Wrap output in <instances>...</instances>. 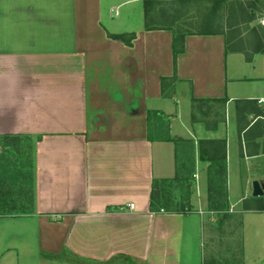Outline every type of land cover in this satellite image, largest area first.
Segmentation results:
<instances>
[{
  "label": "crops",
  "instance_id": "obj_1",
  "mask_svg": "<svg viewBox=\"0 0 264 264\" xmlns=\"http://www.w3.org/2000/svg\"><path fill=\"white\" fill-rule=\"evenodd\" d=\"M134 1L0 0V264H203L207 199L189 214L151 212L149 202L155 180L191 176L205 187L207 164L196 149L191 167L172 142L147 140V110L171 116L174 138H225L228 202L231 173L263 172V138L249 155L253 141L241 137L240 149L227 128L235 100L264 107V89L234 86L264 83V58L257 76L228 74L222 35H187L162 95L172 34L133 25ZM129 32V46L109 37ZM254 59L243 63L254 69ZM184 86L189 99L225 96L224 122L184 123Z\"/></svg>",
  "mask_w": 264,
  "mask_h": 264
},
{
  "label": "trees",
  "instance_id": "obj_2",
  "mask_svg": "<svg viewBox=\"0 0 264 264\" xmlns=\"http://www.w3.org/2000/svg\"><path fill=\"white\" fill-rule=\"evenodd\" d=\"M156 3L157 0H142L143 27L145 30L167 29L172 34L173 73L170 77L161 78L162 95L171 96L167 88H170V84L175 80L176 56L183 51L184 38L187 35H222L225 53H241L247 62L251 61L255 54H264V24L257 23L251 26L257 17L256 11L264 12V0H178L177 7L169 16L157 15L154 11ZM181 10L183 12H180ZM242 29L248 31L242 34ZM109 37L129 46L135 38V33L109 34ZM227 100L225 96L222 98L191 97L190 121L202 123L205 130H214L219 123L224 122ZM234 111L239 148L241 149V137L245 142L252 140L251 144H245V146L253 147L249 155L257 154L259 145L254 142V138L258 136L263 138L259 151L264 153V128L260 127L264 123L262 118L264 108L259 107L254 99H240L234 101ZM249 116L252 118L249 119ZM170 118V115L158 110H147V140L172 142L175 155L186 159V164L191 167L196 149L198 159L207 164L209 209L210 211L226 210L225 138H202L197 140L196 145L191 139L174 138L169 134ZM191 180L190 176H174L153 181L149 211L189 214L192 211L189 192ZM156 183L165 188L172 186L177 191L176 198L171 197L167 200L162 197L156 198L154 194ZM180 190L183 194H179ZM242 209L264 212V195L244 198ZM203 264H215V262L204 260Z\"/></svg>",
  "mask_w": 264,
  "mask_h": 264
},
{
  "label": "rangeland",
  "instance_id": "obj_3",
  "mask_svg": "<svg viewBox=\"0 0 264 264\" xmlns=\"http://www.w3.org/2000/svg\"><path fill=\"white\" fill-rule=\"evenodd\" d=\"M177 1L178 0H157L154 11L157 15L169 16L174 11V8L177 7ZM142 6L141 0L131 3V9L129 10L131 12V23L133 25H136V23L141 25L144 22ZM180 12H183V10ZM117 14L118 10L115 16ZM256 16L251 26L257 23L264 24L262 16L258 14ZM247 31L246 29H242V34H245ZM253 56L255 58L253 63L255 65L254 69L250 68L251 65L243 63L244 57L241 53L230 52L226 58L227 73L231 74L234 70L239 69L240 73L244 71L249 73V75L257 76L264 54H256ZM234 84H236L234 86L240 88L239 90L243 95H245L244 93H252V95L259 96L261 89H264V83H260L259 81ZM176 96L180 109L184 111V123L189 125L191 101L189 99L188 87L184 86L179 88ZM233 104L232 102L229 106L231 121L228 122L227 128V136L232 140L236 133ZM253 180H257L260 183V187L264 192V170L258 174L251 173V176H247L246 178H240L238 174L231 173L228 179V198L229 202L233 205L230 206L227 193L225 199L227 204L226 210L210 211L207 201L208 206L206 207L207 212H205L206 216L203 225L205 227V235H203L202 232V224L201 231L198 234L200 241L205 240V260L214 261L215 264H223L224 262L227 264H264V212L242 211V202L240 204L238 201V198L244 191L247 198L251 197V184ZM157 184L158 183H156L154 189L156 198L162 197L166 200L171 197L176 198L177 191L172 186H167V188H165ZM196 186L198 187V197L196 195ZM182 192L183 191L180 190L179 194H183ZM189 192L190 203H192L195 208H205L204 201H206V199L208 200L209 192L207 178L204 187L203 183L200 181L196 184L195 177H192L189 183ZM194 218L196 221L195 215Z\"/></svg>",
  "mask_w": 264,
  "mask_h": 264
},
{
  "label": "water",
  "instance_id": "obj_4",
  "mask_svg": "<svg viewBox=\"0 0 264 264\" xmlns=\"http://www.w3.org/2000/svg\"><path fill=\"white\" fill-rule=\"evenodd\" d=\"M252 191H251V196L252 197H258V196H262L264 194L262 188L260 187V184L257 180H253L252 184Z\"/></svg>",
  "mask_w": 264,
  "mask_h": 264
},
{
  "label": "built area",
  "instance_id": "obj_5",
  "mask_svg": "<svg viewBox=\"0 0 264 264\" xmlns=\"http://www.w3.org/2000/svg\"><path fill=\"white\" fill-rule=\"evenodd\" d=\"M264 101V100H263ZM133 207V204L132 203H130L129 205H128V208H132Z\"/></svg>",
  "mask_w": 264,
  "mask_h": 264
}]
</instances>
